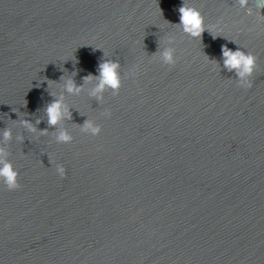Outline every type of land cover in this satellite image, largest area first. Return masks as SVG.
<instances>
[{
	"label": "water",
	"instance_id": "water-1",
	"mask_svg": "<svg viewBox=\"0 0 264 264\" xmlns=\"http://www.w3.org/2000/svg\"><path fill=\"white\" fill-rule=\"evenodd\" d=\"M186 2L215 38L183 32V0H0V147L21 185L0 181V264H264V8ZM224 46L256 56L250 88ZM105 60L120 87L93 96ZM61 97L71 118L49 126Z\"/></svg>",
	"mask_w": 264,
	"mask_h": 264
},
{
	"label": "clouds",
	"instance_id": "clouds-1",
	"mask_svg": "<svg viewBox=\"0 0 264 264\" xmlns=\"http://www.w3.org/2000/svg\"><path fill=\"white\" fill-rule=\"evenodd\" d=\"M238 4L241 8L246 10V14L251 16L253 15V10L248 7L249 0H238ZM255 8L257 13L261 8H264V0H256ZM180 14L179 27L182 28L183 32L190 36L193 39L202 40V34L207 30L215 38L214 31L217 29L215 25L208 26L205 23V17L202 14L201 10L194 6H189L186 0H183L182 6L178 9ZM162 14V13H161ZM261 19H264V16H261ZM251 30V29H250ZM219 31L223 29L219 28ZM223 54V67L228 71H235L238 77V86L242 88H250L252 86L251 77L253 76L257 64L256 56L251 52L245 53L241 50L232 51L231 49L224 46L222 48ZM164 63L169 66H174L177 62V57L174 53V50L168 48L162 53ZM119 64L118 62L113 61H103L99 65V76L98 84L92 91V95L96 96L98 93H102L106 88H111L114 92L118 91L120 87V78L118 73ZM93 79L91 75L84 77L85 82H90ZM82 86L75 85V82L71 79L66 82V90L69 93H79ZM63 98L54 99L49 103L45 112L47 115V123L49 126H55L63 118H71L70 111L67 106L62 102ZM39 121H37L38 123ZM23 125L29 131H36L32 123L25 120L22 121ZM85 129H90L93 135H98L100 133L99 127H94L90 121H85L83 125ZM46 133V130H44ZM4 141L7 142L11 139V131L5 129L3 132ZM59 142L70 143L72 137L67 134L66 131H61L57 137ZM8 153L4 148L0 147V181H3L7 190H17L21 187L19 183V172L14 168V165L7 159ZM57 172L61 178L65 177L66 169L63 165L57 166Z\"/></svg>",
	"mask_w": 264,
	"mask_h": 264
}]
</instances>
